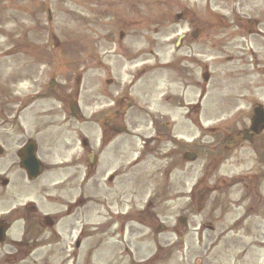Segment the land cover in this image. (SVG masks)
I'll use <instances>...</instances> for the list:
<instances>
[{
    "label": "rangeland",
    "instance_id": "obj_1",
    "mask_svg": "<svg viewBox=\"0 0 264 264\" xmlns=\"http://www.w3.org/2000/svg\"><path fill=\"white\" fill-rule=\"evenodd\" d=\"M109 1L0 0V94L20 95L0 111V264H264L263 158L232 138L264 107V0H125L108 18ZM28 139L34 181L9 159Z\"/></svg>",
    "mask_w": 264,
    "mask_h": 264
},
{
    "label": "flooded vegetation",
    "instance_id": "obj_2",
    "mask_svg": "<svg viewBox=\"0 0 264 264\" xmlns=\"http://www.w3.org/2000/svg\"><path fill=\"white\" fill-rule=\"evenodd\" d=\"M116 5L117 4L112 2L110 4V7L114 8ZM256 107H260V105H256L254 107V109ZM252 120H253V114L251 115V118H250V124L252 123ZM249 127L245 128L243 130V132L237 130L236 136H234L232 138H234L235 140L237 139V142H238L237 146H239L241 144V142L247 143L249 146H251L252 150H257L259 153H263V156H264V128L263 127H254L253 130H251V128H249ZM237 142H236V144H237ZM259 162L262 163L261 160ZM263 162H264V159H263Z\"/></svg>",
    "mask_w": 264,
    "mask_h": 264
},
{
    "label": "water",
    "instance_id": "obj_3",
    "mask_svg": "<svg viewBox=\"0 0 264 264\" xmlns=\"http://www.w3.org/2000/svg\"><path fill=\"white\" fill-rule=\"evenodd\" d=\"M203 79L205 81L208 80V76L204 75ZM256 121L259 124H264V114L256 112L255 114ZM35 148L33 144H28L25 149L22 151L23 159L20 162L21 167L26 171L28 178L30 179H35L39 173H40V164L38 161L35 159L34 156ZM187 157V158H192ZM184 223V222H183ZM2 239V232H0V240Z\"/></svg>",
    "mask_w": 264,
    "mask_h": 264
}]
</instances>
